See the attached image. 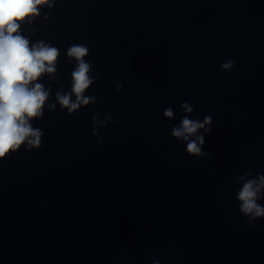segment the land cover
<instances>
[{"label":"clouds","instance_id":"obj_1","mask_svg":"<svg viewBox=\"0 0 264 264\" xmlns=\"http://www.w3.org/2000/svg\"><path fill=\"white\" fill-rule=\"evenodd\" d=\"M45 4H48V0H0V158L25 143L30 148L41 146L43 133L39 128H33L30 121L43 117L50 89L46 90L37 81L43 74L56 71L59 50L42 40L30 46L29 39L21 34L20 28L26 20L31 23L32 18L40 14V6ZM88 54L89 48L84 44H74L67 49L66 55L77 62L71 73V93L57 92L56 98L69 114L75 112L81 104L95 102V97L83 95L94 82L88 75L92 66L84 59ZM234 64V60H226L221 68L230 70ZM121 87L117 84L118 89ZM73 93L75 101L71 99ZM181 107L186 112L193 111L187 102L182 103ZM50 108L55 109V104L50 105ZM163 114L169 119L174 116L171 107L166 108ZM211 123V117H205L201 122L184 116L180 125L172 128L171 135L188 141L199 129L211 132V127H206ZM203 143L204 137L198 136L196 140L187 143V151L195 156L203 155ZM245 175L250 176L251 173ZM261 189H264V174L247 179L237 194L240 211L248 217L249 225H253L257 218H264V206L257 203L261 198Z\"/></svg>","mask_w":264,"mask_h":264}]
</instances>
